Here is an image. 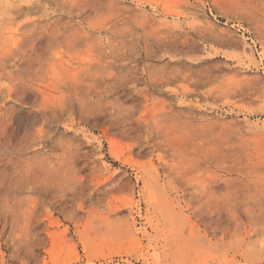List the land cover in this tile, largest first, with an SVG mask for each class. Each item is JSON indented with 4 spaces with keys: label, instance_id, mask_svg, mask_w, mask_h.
I'll return each mask as SVG.
<instances>
[{
    "label": "rangeland",
    "instance_id": "374dc122",
    "mask_svg": "<svg viewBox=\"0 0 264 264\" xmlns=\"http://www.w3.org/2000/svg\"><path fill=\"white\" fill-rule=\"evenodd\" d=\"M0 264H264V0H0Z\"/></svg>",
    "mask_w": 264,
    "mask_h": 264
}]
</instances>
